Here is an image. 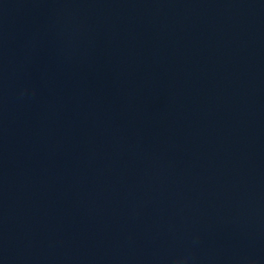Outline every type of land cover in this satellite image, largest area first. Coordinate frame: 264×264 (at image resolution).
<instances>
[{
	"label": "water",
	"instance_id": "obj_1",
	"mask_svg": "<svg viewBox=\"0 0 264 264\" xmlns=\"http://www.w3.org/2000/svg\"><path fill=\"white\" fill-rule=\"evenodd\" d=\"M0 264H264V0H0Z\"/></svg>",
	"mask_w": 264,
	"mask_h": 264
}]
</instances>
